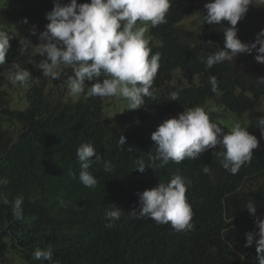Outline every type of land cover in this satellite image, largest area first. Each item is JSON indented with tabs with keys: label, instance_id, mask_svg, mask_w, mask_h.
<instances>
[{
	"label": "trees",
	"instance_id": "trees-1",
	"mask_svg": "<svg viewBox=\"0 0 264 264\" xmlns=\"http://www.w3.org/2000/svg\"><path fill=\"white\" fill-rule=\"evenodd\" d=\"M8 2L29 30L49 23L46 13L54 7V0ZM85 2L90 0H77ZM207 2L170 0L166 23L155 27L147 23L149 47L161 55L153 95L138 108V120L151 134L165 119L195 106L208 110L212 120L240 117L243 126L246 119L256 123L260 118H254V113L264 105V84L257 80L264 77V63L234 58L206 69L202 62L224 48L222 27L230 26L227 21L204 23ZM194 20L198 26H189ZM237 28L242 42H255L264 29L260 0H254ZM21 39L13 36L6 62L0 65V178L9 181L0 186V264H41L34 259V250L47 247L53 250L54 264H259L255 243L245 247L247 233L259 238L257 222L264 219V135L257 125L247 130L257 137L258 147L251 162L235 175L221 166L211 148L195 159L156 167L159 161L150 157L158 146L151 134L116 132L110 120L116 121V113L108 112L105 98L87 95V87L75 101L64 95L58 80L50 87L30 49L20 46ZM13 63L33 77L17 101L6 89V82L13 84L8 76ZM211 76L218 81L215 93ZM173 92L178 100H172ZM121 136L126 141L123 146ZM83 143H91L102 160L113 165L111 172H105L102 162L93 163L95 188L79 180L76 152ZM138 159L149 167L143 173L136 169ZM205 165L210 169L207 174ZM177 172L191 181L186 199L194 213V227L178 232L170 223L137 218L133 212L140 210L138 193L168 182ZM18 196L24 199L22 219L12 211ZM250 201L255 203L254 215L246 208ZM112 205L122 215L109 229L105 216Z\"/></svg>",
	"mask_w": 264,
	"mask_h": 264
},
{
	"label": "clouds",
	"instance_id": "clouds-1",
	"mask_svg": "<svg viewBox=\"0 0 264 264\" xmlns=\"http://www.w3.org/2000/svg\"><path fill=\"white\" fill-rule=\"evenodd\" d=\"M260 4L264 5V0H260ZM252 5L254 0H209L204 4V23L223 25V21H227L230 25L222 27L224 48L202 61L206 69L232 61L239 54H251L253 50L257 53L255 60L264 63V29L257 34L255 42L245 43L238 38L237 24ZM170 6V0H90V3L80 4L77 0H70L67 4L54 0L53 9L46 13L49 23L40 34L41 40L46 42L32 46L30 40L21 39L19 43L23 49L34 48L45 57L36 67L46 77L62 80L71 95L85 94L87 87V95L100 98L119 96L128 102V110H135L144 104L145 97L153 95L152 86L161 58L159 52L152 53L149 47L147 23L153 27L166 23ZM12 38L8 32L0 30V65L6 62ZM100 77H103L102 82L98 79ZM31 78V72L21 64L11 65L9 79L14 85L24 86ZM93 80L97 82L90 87L86 85V81ZM257 80L264 84V77ZM209 81L211 90L217 92L216 77L211 76ZM171 97L178 100V93H171ZM256 124L264 135V117H260ZM247 129L236 122L230 131H225L221 123L210 119L209 111L204 107L188 108L178 116L165 119L151 134L158 147L150 160L159 161L156 167H165L170 161L179 164L186 158L195 159L211 148L221 166L235 175L244 164L251 162L253 150L258 147L257 137ZM125 142V137L121 136L120 145ZM76 155L80 164L79 180L86 187L95 188L98 184L90 172L93 163L102 162L105 172L113 170L112 163L102 160L91 143L81 144ZM135 164L141 173L149 168L143 159L136 160ZM209 171L205 165L203 172L207 174ZM8 182L7 178H0V186ZM190 184L191 181L179 172L173 174L168 182H160L157 187L138 193L140 210L133 214H138L137 218L148 217L157 224L170 223L178 232L191 230L194 213L186 199ZM2 202L9 203L6 197ZM23 203V196L12 202L16 219H22ZM246 208L250 214L256 213L254 202L250 201ZM121 215L122 210L112 205L106 212L105 227L113 228L114 221H118ZM257 223L259 238H255L257 234L247 233L245 247L255 243L259 264H264V219ZM33 256L41 264L45 261L54 264L51 247L37 248Z\"/></svg>",
	"mask_w": 264,
	"mask_h": 264
},
{
	"label": "rangeland",
	"instance_id": "rangeland-1",
	"mask_svg": "<svg viewBox=\"0 0 264 264\" xmlns=\"http://www.w3.org/2000/svg\"><path fill=\"white\" fill-rule=\"evenodd\" d=\"M10 8V3L8 0H0V30H4L8 32L10 35L18 36V37H24V39H28L31 41L32 46H37L40 43H44L46 41L41 40L40 34L46 30V25H37L30 27V30L26 27H24L18 18L16 13H13V11ZM189 26L191 27H197L198 22L197 20L192 21L189 23ZM28 30V31H27ZM33 30L35 31V34H33ZM23 34V35H22ZM31 53L34 55L33 59L35 64H39V62L44 59L45 57H42L38 54V52L34 48H29ZM257 55L256 51L253 50L251 54L242 53L239 54L236 59L241 58L244 63L250 64L251 60H255V56ZM63 67V66H62ZM70 72V69L68 70ZM9 76V74H8ZM103 78V77H101ZM33 79V77L31 78ZM50 79V87L53 85L55 80ZM8 81V79H7ZM59 81V87L66 90L64 95L72 99V101L77 100L78 97L83 96H73L70 94L68 88L62 83V80ZM87 86H91L93 81H86ZM85 82V83H86ZM176 82L180 83L181 79L176 78ZM6 89L9 92V95L14 99L15 101L19 100L18 98H23L24 92L26 90V85L21 86L20 84H10L9 81L6 82ZM106 105H109V113H116L114 117H116V121L113 119H110L111 121H114L113 128L118 133H125V132H133L137 134L145 133L148 137L150 136L151 132L149 130V127L143 122H140L138 120V109L135 110H128L127 108V101L119 96L116 97H107L105 98ZM24 102H20V106L24 105ZM213 111H216V108L214 105L210 106ZM234 115V114H233ZM232 115L228 117V119H213L218 123H221V126L225 129V131H230L232 125L236 122H240L243 126L244 122H242L241 119H238L240 117H235L233 119H230ZM264 117V105L263 108L258 110L254 113V118ZM238 119V120H237ZM255 120V119H254ZM138 121L140 124L138 125ZM110 122V121H109ZM256 123H252L249 119H246V126L247 128L256 129Z\"/></svg>",
	"mask_w": 264,
	"mask_h": 264
},
{
	"label": "bare ground",
	"instance_id": "bare-ground-1",
	"mask_svg": "<svg viewBox=\"0 0 264 264\" xmlns=\"http://www.w3.org/2000/svg\"><path fill=\"white\" fill-rule=\"evenodd\" d=\"M240 212V211H239Z\"/></svg>",
	"mask_w": 264,
	"mask_h": 264
}]
</instances>
